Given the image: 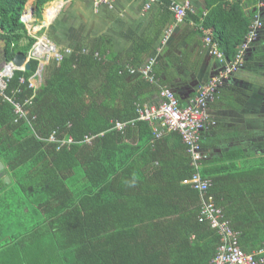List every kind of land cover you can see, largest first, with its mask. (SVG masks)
<instances>
[{"label": "trees", "instance_id": "trees-1", "mask_svg": "<svg viewBox=\"0 0 264 264\" xmlns=\"http://www.w3.org/2000/svg\"><path fill=\"white\" fill-rule=\"evenodd\" d=\"M28 1L0 0L2 63L17 53L27 56L36 41L21 20ZM50 1L34 0V18L41 19ZM161 1L164 21L173 19L170 0ZM204 2L203 10L185 16L195 33L209 36L231 61L258 19L261 27L240 69L264 62V4L258 5L264 0ZM141 41L146 45L133 42L130 61L110 53L106 38L76 42L68 53L61 47V60L44 67L48 75L38 87L30 86L39 64L34 58L28 70H15L6 81L0 175L9 182L0 178V264H211L219 235L199 221V192L183 183L194 172L186 146L177 132L155 137L148 121L136 119L137 107L160 89L128 70L151 52L150 41ZM159 65L152 70L156 79ZM116 122L124 128L116 130ZM221 134L216 122L202 131L206 158L199 172L240 248L256 254L264 250V156L239 166L246 155L237 147L211 154L223 146ZM69 137L70 144L62 143ZM255 185L261 189L251 190ZM244 186L249 192H242Z\"/></svg>", "mask_w": 264, "mask_h": 264}, {"label": "crops", "instance_id": "crops-1", "mask_svg": "<svg viewBox=\"0 0 264 264\" xmlns=\"http://www.w3.org/2000/svg\"><path fill=\"white\" fill-rule=\"evenodd\" d=\"M29 1L34 5V0ZM56 1H64L65 4L62 20L59 17L55 22L44 23L45 18L41 13V19H37L38 23L32 15L26 24L23 21L28 34L33 30L35 34L32 35L35 38L38 32L41 34L44 27L51 24L52 31H44V34H47L48 39L55 45H60V49L64 46V50H70L69 46L76 42L89 44L91 41L95 43L100 42L101 38H106L110 44V53L128 61H130L128 57L132 54L133 42L137 41L141 46L146 45L145 41L140 42L145 37L150 41L151 52L141 57V66L154 59V64L151 66V74L154 77L153 67L155 64L160 66L161 62L158 75L164 84L155 77L153 83L170 88L180 97L183 106L196 93L199 86L221 69L220 63L208 54L204 38L195 33L193 20L185 18L178 25H174L171 17L165 18L167 20L164 21L161 0H157L148 10L144 9L142 0H110L111 7L104 4L96 5V0ZM190 2L193 12L204 9V0H190ZM48 4L51 5L52 2ZM26 6L25 13H27ZM33 22H35L34 27L30 26ZM2 60L3 50L0 41V68ZM128 68L129 71L133 69ZM130 74L139 76L137 72ZM38 78L34 77L30 80L38 85L36 84ZM219 92V95L217 93L209 101L207 113L222 129L221 145L223 146L213 151L210 149V153L221 156L223 153L220 152L237 147L246 155L242 160L236 161L239 166L248 162L258 163L264 156V62L255 61L252 71L239 68L224 82ZM159 100L158 94H153L146 98V104H156ZM245 188L247 187L244 186L242 192H249V188L247 192ZM252 188L261 189L259 185L250 186L251 190ZM261 197V200H264V194ZM243 198L247 202L257 199L251 196ZM237 209L243 208L237 205Z\"/></svg>", "mask_w": 264, "mask_h": 264}, {"label": "built area", "instance_id": "built-area-1", "mask_svg": "<svg viewBox=\"0 0 264 264\" xmlns=\"http://www.w3.org/2000/svg\"><path fill=\"white\" fill-rule=\"evenodd\" d=\"M142 1L145 10L150 9L152 4L157 2V0ZM95 4H104L111 7L110 0H96ZM258 5H263V2H259ZM48 7H50V5H48ZM168 9L173 14L174 25H178L184 21L186 13L192 10V6L190 0H170ZM59 10L56 12L51 22ZM30 19L31 16L28 13L21 16V20L24 21L25 24L28 20L30 21ZM260 27L261 22L255 19L246 40L240 46L236 56L231 61L225 59L217 43L212 42L209 36L203 37L208 54L220 63L221 69L211 76L207 82L198 87L196 93L189 98L185 106H180L175 93L170 88L161 86L158 92V97L160 99L158 103H145L137 107L136 119L148 121L153 126L155 137H159L164 131L177 132L182 143L186 146L187 152L190 154L191 165L194 168V172L188 179L183 180V183L189 184L193 189L199 192L201 200L199 221H207L210 227L215 229L219 235V244L211 264H264V250L254 254L246 253L240 248L238 245L237 233L231 229L221 209L215 206L212 197L207 195V189L210 184L209 181L204 179L199 172L201 161L206 158V152L200 145V136L202 131L206 130L210 125L212 126L215 124V121L208 116V103L218 93L219 88L224 82L240 68L243 62L244 51L255 37L256 29ZM29 34L32 35L34 33L30 32ZM35 39L36 41L27 55L28 60L30 58L37 59L39 64H41V70L48 58L52 57L56 62L61 60L62 53L60 52V48H57L52 41L43 36L41 38L35 37ZM40 45L42 48H39ZM64 51L66 53L70 52L69 49H65ZM42 60H45L44 63ZM153 64L154 59H150L145 65L135 68L136 71L133 68L130 69L129 72H137L152 83L154 82V77L151 74V66ZM15 70L18 69L13 65L12 60L5 62L0 68V96H3L5 99H8V97L3 95L6 81L12 77ZM21 70H23V68H21ZM40 71L37 69L31 79L34 77L40 78ZM30 86L36 88L38 85H35L30 80ZM15 107L16 112L22 116L23 113L20 107L18 105ZM124 126L125 123L116 122L114 128L120 131ZM49 139L53 140V136H50ZM90 140V137L85 138V141ZM71 142L72 139L69 137L62 143L70 144Z\"/></svg>", "mask_w": 264, "mask_h": 264}, {"label": "rangeland", "instance_id": "rangeland-1", "mask_svg": "<svg viewBox=\"0 0 264 264\" xmlns=\"http://www.w3.org/2000/svg\"><path fill=\"white\" fill-rule=\"evenodd\" d=\"M53 2H54V0H53ZM56 5H58V4H56ZM64 5L65 4H63L62 5V8H61V10L62 11H64ZM46 7V6H45ZM45 7L43 8V11H42V17L44 18V13L46 14H49L50 13V9H49V7L48 8H46L45 9ZM32 8H34V5H33V2H28L27 3V6H26V10L27 11H29V10H31ZM45 9V10H44ZM61 10H60V12H59V14H57V16L53 19V21L52 22H55L59 17H62V15H60V14H62L61 13ZM63 16H64V13H63ZM32 18L34 19V17L32 16ZM43 20V19H42ZM35 21L36 22H38L37 21V19H35ZM46 21H47V23H50L51 22V19L49 20L48 19V16H47V18H46ZM39 23V22H38ZM33 24V25H32ZM34 24H35V22H33V23H31L30 24V26H32V27H34ZM55 24V23H54ZM46 25V24H45ZM29 27V26H28ZM32 27H31V29H32ZM52 26H51V24L50 25H48L47 27H44V31H47V32H50V31H52ZM47 29V30H46ZM44 31L41 33V34H39V32L36 34V37H38V38H41L42 36H45L46 38H48L47 37V34L45 35L44 34ZM32 33H33V30H32ZM35 34V33H34ZM57 46V48H59L60 47V45H56ZM44 61L45 60H42V62L44 63ZM53 62H54V59L52 58V57H50V58H48L47 59V61L44 63V66H51L52 64H53ZM4 65V63H2L1 62V67ZM14 73V72H13ZM40 75H41V77L36 81L37 83L36 84H38V86H39V84H41L42 82H43V80L45 79V77L48 75V73H47V71H46V68H44L43 67V69L40 71ZM37 86V87H38Z\"/></svg>", "mask_w": 264, "mask_h": 264}, {"label": "water", "instance_id": "water-1", "mask_svg": "<svg viewBox=\"0 0 264 264\" xmlns=\"http://www.w3.org/2000/svg\"><path fill=\"white\" fill-rule=\"evenodd\" d=\"M25 14V12L23 11L22 16ZM30 14L33 15L34 14V8H32L30 10ZM12 63L13 65L16 67V69L21 70V68H23V70H28L29 69V60L27 56H24L21 53H17L13 58H12ZM38 70H41V64H39L38 66ZM3 168L2 163L0 162V169ZM5 181L9 182L8 177L6 176L4 178Z\"/></svg>", "mask_w": 264, "mask_h": 264}, {"label": "bare ground", "instance_id": "bare-ground-1", "mask_svg": "<svg viewBox=\"0 0 264 264\" xmlns=\"http://www.w3.org/2000/svg\"><path fill=\"white\" fill-rule=\"evenodd\" d=\"M56 4H58V5H56ZM61 3L58 1V3L57 2H53L52 3V5L49 7V9H50V13L49 14H47V16H48V19L50 20H52V18L54 17V15L56 14V12L60 9V7H61ZM29 12V11H28ZM39 48H42L41 47V45L39 46Z\"/></svg>", "mask_w": 264, "mask_h": 264}, {"label": "clouds", "instance_id": "clouds-1", "mask_svg": "<svg viewBox=\"0 0 264 264\" xmlns=\"http://www.w3.org/2000/svg\"><path fill=\"white\" fill-rule=\"evenodd\" d=\"M50 2L53 3V0H51ZM50 2H48V3H50ZM54 2H58V1L54 0ZM48 3H47V5H46V7H48V5H50V4H48ZM61 4L63 5V4H64V1H62ZM51 5H52V4H51ZM51 5H50V6H51ZM61 8H62V6H61ZM61 8H60V10H61ZM45 9H46V8H45ZM60 10H59V12H60ZM59 12H58L57 14H59ZM27 13L30 14V10H29V12L27 11ZM30 16H32V15L30 14ZM56 16H57V15H56ZM56 16H55V17H56ZM22 22H23V21H22ZM51 23H52V22H51Z\"/></svg>", "mask_w": 264, "mask_h": 264}, {"label": "flooded vegetation", "instance_id": "flooded-vegetation-1", "mask_svg": "<svg viewBox=\"0 0 264 264\" xmlns=\"http://www.w3.org/2000/svg\"><path fill=\"white\" fill-rule=\"evenodd\" d=\"M2 169H0V171H1ZM6 177V176H5ZM5 177H1V175H0V178H5Z\"/></svg>", "mask_w": 264, "mask_h": 264}]
</instances>
